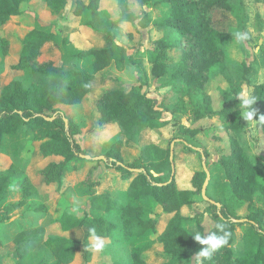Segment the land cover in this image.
<instances>
[{
	"label": "trees",
	"instance_id": "obj_1",
	"mask_svg": "<svg viewBox=\"0 0 264 264\" xmlns=\"http://www.w3.org/2000/svg\"><path fill=\"white\" fill-rule=\"evenodd\" d=\"M25 1L0 0V27L11 17L22 14L21 6ZM44 1L59 17L63 16L71 2L75 15L81 16L88 12V20L79 27L86 32L103 35L106 44L95 43L91 49L79 51L68 45V36L59 38L43 25L34 27L20 38L22 48L15 66L30 69L31 84L24 87L21 81L12 80L0 94V148L5 145L6 138L16 137L27 128L32 133V143L39 144L42 158L48 159L41 169L48 184H57L61 189L66 174L74 165L81 160H88L82 155H103L105 160L101 162L107 168L115 169L128 186L124 199L112 197L109 191L97 194L95 187L99 181L94 178V172L99 167L98 162L85 177L91 197L89 210L80 218L64 212L58 219L65 232L83 230V238L45 236L40 233L41 229L20 231L13 238L17 256L13 263L26 264V255L39 244L51 252L55 258L53 264H75L82 252L85 260L90 261V237L94 229L100 237H109L122 231L121 239L125 237L127 241L144 237L148 232L155 234L153 239L139 247L135 246L132 252L129 250L125 254L126 260L116 264H150L145 254L154 247L165 257L161 264H195V254L207 246L194 239V233L186 224L197 216L208 214L215 221L208 236L212 233L223 235L217 225H224L225 231L231 235L224 247L216 250L209 259L201 258L200 264H264V175L252 162L237 135L238 130L244 126L237 97L244 91L245 84L251 86L249 95L257 100L254 106L258 109L255 117L258 120L259 115H264V80L251 84L248 75L252 72V66L242 60L237 66L242 71L244 82L239 84L235 96L226 95L221 109L213 108L212 97L207 91L212 67L231 62L227 46L233 34L216 26V14L220 11L236 13L242 9L243 17H236L238 30L247 31L250 17L246 1L135 0L142 8L141 14L135 16L127 13L130 0H113L121 9L120 21L137 19L143 28L151 27L154 21H158L159 30L169 28L171 32L177 33L172 41L164 37L154 40V50L148 59H135L133 55L127 54L125 46L115 42L113 29L119 21L101 13V0ZM146 6L154 7L156 14L145 9ZM247 36L249 40L252 39L249 33ZM51 45L58 50V59L47 56L45 48ZM9 47L8 39L0 36V50L8 53ZM174 51H180L178 59L173 55ZM117 58L121 62L130 60L141 70L139 84L126 86L113 75H100ZM79 63L84 66H73ZM170 67H173L174 95L171 99L174 102L168 104L166 110L173 117L163 119L165 109L159 108L156 99L143 91V87L149 85L151 80L165 76ZM97 82L99 86L96 89ZM112 83L117 84L113 86ZM92 93L95 94L94 104L98 112L97 126L104 128L115 123L122 130L121 137L106 150L100 147L99 153L95 155L81 148L76 139L79 127L75 119L81 117L82 113L69 115L65 109L81 108ZM189 111H194L195 120L219 116L226 122L230 148L229 153L222 155L219 161L227 175L225 190L232 191L229 200L216 199L207 192L210 198L208 206L204 212L196 215H192L188 208L193 205L195 197L202 194L207 178L203 160L205 158L208 163L211 154L204 146H196L188 141V138L196 140L200 129L182 123L176 115ZM52 117L53 120L48 119ZM261 126L264 131V125ZM147 133H151L154 139L148 140ZM173 143L174 159L171 161ZM124 146L139 148V158L126 162L122 151ZM261 160L264 165V154ZM180 170L186 173L181 175ZM16 173L15 167L0 170V189L8 187ZM33 188L35 186L31 181L25 184L27 196ZM22 203L10 204L1 209L0 220L9 218L11 212ZM147 205L151 210L160 206L162 212L150 216ZM244 206L248 210L245 214L240 212ZM46 209L47 204L43 203L35 208L37 211ZM111 214H115L117 219L113 220ZM245 224L250 229L244 237L245 250L242 255H236L232 247L235 243V229ZM3 247L0 240V249ZM0 264H7L1 252Z\"/></svg>",
	"mask_w": 264,
	"mask_h": 264
},
{
	"label": "rangeland",
	"instance_id": "obj_2",
	"mask_svg": "<svg viewBox=\"0 0 264 264\" xmlns=\"http://www.w3.org/2000/svg\"><path fill=\"white\" fill-rule=\"evenodd\" d=\"M155 1V0H153ZM249 7L250 20L247 22L246 30H238L239 24L236 17H243L242 9H238L236 13H227L220 11L216 14V26L225 31L232 32L233 36L227 46L228 56L231 59L229 63H219L212 67L211 79L207 85V91L212 97L213 108L219 110L222 108L226 95L235 96L239 84L244 82L242 79V71L237 66L242 60L247 61L252 66V72L248 75L250 83H258L264 80V2L255 0H245ZM72 2L67 6L61 18L56 19L55 14L48 8L44 0H27L22 6V14L11 17L8 22L1 25L0 36L5 37L9 41L8 53L0 50V94L3 88L12 80L21 81L24 87H29L31 84V71L29 68H17L15 65L19 60V53L22 45L20 38L31 30L33 27L43 25L46 28H52L62 36H68L69 41L74 42L78 47L85 50V38L92 39V33L86 32L77 27L78 20H74L72 16ZM141 6L136 3H131L127 13L137 16L141 13ZM149 10V7H145ZM114 17L121 18V9L113 10ZM156 13V12H155ZM132 22L119 24L113 29L115 40L124 42L128 55H133L135 59L144 57L148 59L154 50L153 41L162 37L172 41L177 36L169 28L159 30L157 22L154 21L149 28L139 26V20L130 19ZM42 24H41V23ZM123 22V21H122ZM53 31V32H54ZM250 34L252 39H246L242 42H237L236 33ZM67 34V35H66ZM179 35V34H178ZM61 44H63L61 42ZM47 56L58 59V50L55 46H47L45 48ZM173 55L178 59L180 51H174ZM73 64V63H68ZM74 67H83V64H74ZM72 66V67H73ZM173 67L170 71L160 79H153L150 84L143 87V91H147L150 97L156 99L157 106L165 109L163 119H171L172 113L166 110L168 104L174 102L171 97L174 95ZM104 76L113 75L126 86L131 84H139L142 75L141 70L135 66L130 60L126 59L121 62L119 58L113 62L108 69L105 70ZM100 82V81H99ZM96 84V89L99 86ZM113 84V83H112ZM117 84V83H116ZM115 83L113 86L116 85ZM120 84V83H119ZM251 86L244 85V91L249 93ZM97 91V90H96ZM96 94V92H94ZM94 93L88 96L86 103L80 108L64 107L69 115L82 113L81 117L75 119L78 128L76 135L77 141L81 148L87 149L92 155L98 154L100 145L104 150L112 145L113 141L117 140L122 135L121 127L118 124L112 123L104 128L97 126L96 120L98 112L94 104ZM194 105L196 103L194 102ZM193 105V106H194ZM169 107V106H168ZM64 109V110H65ZM85 116H87L88 121ZM180 121L191 128H199L200 133L197 139L188 138V141L196 146H204L210 151V159L208 167L211 172L210 183L208 185V194L212 197L224 200H229L232 191L226 189V174L224 168L219 164L221 156L229 153L228 133L226 132L225 124L219 116L205 117L195 120L194 111L188 113H180L176 115ZM243 120L244 126L238 130L237 135L242 143L247 154H251L252 162L255 163L264 175V165L261 160V155L264 154V131L261 125L250 124ZM164 133V132H163ZM148 134V140H153L151 133ZM166 134V133H164ZM124 159L126 162H133L139 158L141 151L139 148L125 146ZM179 150V154H180ZM31 158L32 164L29 168ZM48 159H43L39 144L32 143V133L27 128L19 132L16 137L11 139L6 138L5 145L0 148V170H5L9 167L17 168V173L12 177L8 187L0 189V210L5 209L8 205L23 202L22 205L13 210L9 218L0 220V240L4 247L0 252L4 255V261L7 264H14L13 261L17 258L13 243L15 235L23 230H40V233L45 236H65L82 239L84 236L83 230H75L66 233L58 222V219L64 212H68L76 218L83 217L86 211L89 210L90 190L86 179L91 168L97 165L98 169L94 172V178L99 181L98 190L102 191L107 188H112V185L120 188L117 182L115 169H109L104 162L100 160H81L74 165V168L65 176L64 185L61 189L57 184H48L41 174V169L44 167ZM108 173V174H107ZM181 175L186 171H181ZM28 176V177H27ZM31 183L35 186L30 195H26L25 184ZM86 187V188H85ZM226 191V192H225ZM47 204L46 211H37L35 208L40 204ZM208 206L207 201L203 199L202 194L195 197L192 206L188 210L192 215L202 213ZM257 206H260L257 204ZM150 216L155 215L160 209L147 205ZM241 213L248 212L247 206H244ZM113 220L117 219L115 214H111ZM193 225L197 232H200L205 238H208L209 231L215 225V221L205 214L203 217H198L193 223H189L190 230ZM249 225L236 227L235 229V248L237 254L245 250V234L249 231ZM110 244H104V248L96 251L92 248V258L90 261L85 260L83 252L79 254L75 264H116L115 254L121 252L124 243L127 239L123 237L122 231L113 233ZM126 240V241H125ZM124 241V243H123ZM106 243V242H104ZM240 246V247H239ZM116 248V249H114ZM147 261L150 264H161L165 257L161 254L157 247H154L146 254ZM115 258V259H114ZM123 259L122 261H125ZM195 261V260H194ZM26 264H53L55 258L51 252L42 244L35 246L25 257Z\"/></svg>",
	"mask_w": 264,
	"mask_h": 264
},
{
	"label": "crops",
	"instance_id": "obj_3",
	"mask_svg": "<svg viewBox=\"0 0 264 264\" xmlns=\"http://www.w3.org/2000/svg\"><path fill=\"white\" fill-rule=\"evenodd\" d=\"M86 2H88V0H85ZM131 1V3H136V4H138L137 2H135V0H130ZM139 5V4H138ZM140 6V5H139ZM118 5H117V3L116 2H114L113 0H101V5H100V11H101V13L102 14H105L106 16H109L110 17V19H113V20H118L119 21V24H124V23H127V22H132L130 19H125V20H122V21H120L121 19H120V17L118 16V17H114V13H113V10H115V11H117L118 10ZM48 8H49V6H48ZM50 9V8H49ZM51 10V9H50ZM67 10V9H66ZM150 10H152L153 11V13H154V15L156 14L155 12H157V10L154 8V7H151V8H149V10L148 11H150ZM71 11H72V9H71ZM141 14V13H140ZM140 14H138V15H140ZM104 15V16H105ZM19 16V15H18ZM56 16V15H55ZM72 16L74 17V20H78V25H77V27H79V26H81L83 23H85L87 20H88V17H89V15H88V12H85L83 15H81V16H78V15H75L73 12H72ZM60 19L61 17H59V16H56V19ZM41 23V22H40ZM133 23V22H132ZM42 24V23H41ZM119 24H118V26H119ZM42 25H44V24H42ZM117 27V26H116ZM34 28V27H33ZM32 28V29H33ZM80 28V27H79ZM149 28V27H148ZM51 30L52 31H54L53 30V27L51 28ZM55 32V31H54ZM27 33V32H26ZM25 33V34H26ZM56 34H57V36L59 37V38H62V37H64V36H62L61 34H59L58 32H55ZM90 33H92V36H93V41H92V39L90 40L89 38L87 39V38H85V37H87V36H84V39H85V44H83V46H87L88 45V48H85V50H89V49H91L92 47H94V45H95V43L96 44H102V45H105L106 44V40H105V38H104V36L103 35H100V34H98V33H96V32H90ZM114 33V32H113ZM24 34V35H25ZM67 35V34H66ZM115 36V35H114ZM24 37V36H23ZM22 37V38H23ZM59 42V41H58ZM115 42L118 44V45H122V46H124V42H119L118 40H115ZM108 43V42H107ZM68 45L69 46H73L74 47V49H82L81 47H78L76 44H74V42H73V40L72 41H69V43H68ZM108 45V44H107ZM58 57H59V52H58ZM57 57V58H58ZM106 69H108V68H106ZM106 69H104L103 71H101L100 72V75H102V76H104L105 74H104V72H105V70ZM105 77V76H104ZM262 82V81H261ZM258 83H260V82H258ZM255 84V83H254ZM249 94V93H248ZM87 100H88V98H87ZM86 118V120L88 121V119H87V117H85ZM147 137H148V134H147ZM100 147H102V143H101V145H100ZM125 147V146H124ZM123 147V156H124V151L126 150V148H124ZM250 157H251V154H248ZM252 158V157H251ZM68 174H69V172L66 174V176H68ZM108 174V173H107ZM66 178V177H65ZM85 180V179H84ZM117 182H119L118 184L119 185H121L120 186V188L118 189L117 187H115V186H113L112 185V188H107V189H104V190H102V191H99L98 190V185L95 187V192L97 193V194H100V193H103V192H105V191H109L111 194H112V197H118V198H122V199H124V194L126 193V191H125V189L127 188V186H128V183L126 182V181H122L121 179H120V177H119V175H117ZM86 188V187H85ZM88 189H89V187H88ZM158 209H160L157 213H161L162 212V208L160 207V206H157V210ZM195 220H192V221H189L187 224H186V226H187V228L190 230V226H189V223H193ZM191 231V230H190ZM65 232V231H64ZM192 232V231H191ZM66 233H68V232H66ZM116 234V233H115ZM155 237V234H153L152 232H148L147 234H145L144 235V237L142 236V237H140V238H131V239H129L128 241H127V243H125L126 245H124V247H116V248H121V252H118V253H116L115 254V258L117 259L116 260V263H119V262H121L123 259H125L126 258V255L129 253V250L132 252L137 246L139 247L140 245H143L147 240H149V239H153ZM103 240H104V242H106V243H104V244H110V242H111V239H112V237L111 236H109V237H101ZM90 241L92 242L93 240L92 239H90ZM136 246V247H135ZM232 247H233V249H234V252H235V254L236 255H242L244 252H240V254L238 253L237 254V251H236V248H235V243L232 245ZM240 247V246H239ZM116 248H114V249H116ZM126 254V255H125ZM114 258V259H115ZM129 258V257H128Z\"/></svg>",
	"mask_w": 264,
	"mask_h": 264
},
{
	"label": "clouds",
	"instance_id": "obj_4",
	"mask_svg": "<svg viewBox=\"0 0 264 264\" xmlns=\"http://www.w3.org/2000/svg\"><path fill=\"white\" fill-rule=\"evenodd\" d=\"M237 42H242L248 39L247 34L244 33H236ZM240 100L239 107L242 109L240 112V116L249 122L250 124H258L264 125V115H259V119H255L258 115V109L256 108L257 100L255 97L250 96L247 92H241L237 97ZM223 235H216L212 233L205 238L200 232H197L195 229V225H193L191 231L194 233V239L198 241L202 245H206L207 247L202 248L195 254V264H200L201 258L209 259L213 255V253L224 247L228 243V238L231 233L225 231L224 225H217ZM94 242L92 243V248L96 251H100L104 248V240L95 234V230H91V237Z\"/></svg>",
	"mask_w": 264,
	"mask_h": 264
},
{
	"label": "water",
	"instance_id": "obj_5",
	"mask_svg": "<svg viewBox=\"0 0 264 264\" xmlns=\"http://www.w3.org/2000/svg\"><path fill=\"white\" fill-rule=\"evenodd\" d=\"M48 119H50V120H53L54 119V117H52V118H48ZM66 124H68V120H66ZM83 157H85L86 159H88V160H90V159H95V160H105V156H97V157H92V156H90V155H82ZM173 159H174V143L172 144V147H171V161H173ZM203 168H204V170L206 171V173H207V178H206V180H205V182H204V185H203V188H202V196H203V198L206 200V201H209L210 200V198L208 197V195H207V187H208V184H209V180H210V175H211V173H210V170H209V167H208V165H207V161H206V159L204 158V160H203ZM211 202H213V200H211Z\"/></svg>",
	"mask_w": 264,
	"mask_h": 264
}]
</instances>
